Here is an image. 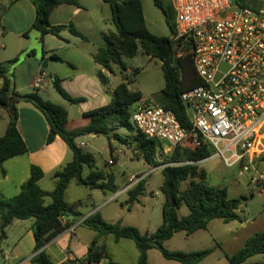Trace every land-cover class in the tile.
Here are the masks:
<instances>
[{"label":"trees","instance_id":"trees-1","mask_svg":"<svg viewBox=\"0 0 264 264\" xmlns=\"http://www.w3.org/2000/svg\"><path fill=\"white\" fill-rule=\"evenodd\" d=\"M14 1L16 0H12ZM103 1L110 6L111 20L116 32L104 35L106 47L100 49L94 56L96 63L102 68L97 73L99 81L103 86L109 85V77L103 70L114 74V67H117L122 72H127L129 69L124 58H134L141 49L146 56L162 63L165 87L156 98L157 102L167 110L174 112L181 124L188 128L189 122L181 102V95L200 85L190 53L177 58V49L170 37H159L150 33L144 17L142 0ZM154 1L160 9L166 12L160 0ZM32 2L36 10V18L32 26L34 30L43 35L52 34L59 37L60 33L68 28L72 34L86 40L73 26L53 27L49 20L56 7L62 4L80 6L79 0H32ZM238 3L242 6L247 5L246 0H238ZM4 12L5 7H0V28ZM174 17L172 9V15L167 16L171 35L175 32ZM52 58L61 61L55 55ZM133 74L137 75L138 71H133ZM0 80L4 81L0 88V111H6L9 114L6 133L0 137V167L5 162L28 153L27 145L17 128L19 102L32 104L45 117L49 126L47 144L61 138L73 153L72 161L54 173L56 186L52 192L41 189L39 182L43 179L44 172L41 168L32 166L30 178L22 185L20 193L13 198L0 199V239H5L6 228L15 220L33 219L32 231L36 256L32 264H57L51 260L44 247L70 229L77 219L83 217L78 211V208L83 206V202L70 204L66 201V192L70 184L76 181L90 190L116 194L120 189L116 184L115 173L112 169H107L117 162L112 149V140L130 148L136 145V150L141 153L139 158H142L149 166L158 165L157 155L162 144L147 138L137 129V136L131 140L118 135L117 131L120 127L134 130L131 123L134 106L143 99L140 91L130 90L131 81L125 75L122 83L113 89L110 104L85 113L84 118L88 120V124L74 130L68 129L69 116L63 106L45 100L38 91L25 95L18 94L7 70L2 66H0ZM54 85L63 98L73 103L80 102V100L69 97L58 81H55ZM11 99H13L12 103ZM89 135H104L109 140L112 164L108 162L105 169L97 168L94 156L84 152L76 143L79 138ZM132 140L134 142H131ZM210 154L211 150L206 145L194 148L186 144L165 158L166 163L194 162L195 164L168 166L162 170L164 182L161 193L165 199L163 224L153 234H143L133 226L108 223L98 212L84 219L83 225L97 233L112 235L116 242L123 239L132 240L140 253L138 264H149L148 251L151 249H157L166 260L180 264H200L212 254V249L190 253L172 252L165 247V243L180 232L191 236L197 231L206 230L213 220H222L226 224L234 221L242 223L243 219L239 211L243 202L247 201V198L230 199L227 189L206 183V172L200 169L198 164L206 160ZM259 161L264 162V155ZM3 174H5L4 171ZM78 178L81 179L78 180ZM187 182L188 186L183 190L182 185ZM144 192L145 181L142 180L134 189L126 191L127 204L132 206L139 202ZM47 199L51 200L48 205L46 204ZM183 203L187 206L189 215L180 218L178 211ZM68 218H71V222H65ZM260 254H264V232L250 238L245 247L228 258V261L230 264H245L250 258ZM104 260L107 261L104 262ZM80 263L120 264L112 259L106 246L99 245L97 240L92 243L87 257L61 264Z\"/></svg>","mask_w":264,"mask_h":264},{"label":"crops","instance_id":"crops-1","mask_svg":"<svg viewBox=\"0 0 264 264\" xmlns=\"http://www.w3.org/2000/svg\"><path fill=\"white\" fill-rule=\"evenodd\" d=\"M79 3L80 6L59 5L51 13L49 20L53 27L73 26L86 40L75 36L68 28L63 30L59 37L52 34L43 35L32 28L36 18V10L32 0H16L14 2L12 0H0V7H5L0 28V66L7 70L8 76L12 79L15 91L18 94L25 95L38 91L39 95L45 100L63 106L68 112L69 130L81 128L88 124V120L84 118L85 113L109 105L113 89L122 83L124 76H122L121 80L114 81L116 67H114V74L103 70L110 80L108 86H103L97 76L98 71L102 68L96 63L94 56L100 49L106 47L104 35L116 32V28L111 20L112 16L109 4L103 0H79ZM173 23L175 25V17ZM167 37H171V32ZM54 55L59 57L61 61L54 60L52 58ZM131 73L132 71L128 70L125 74ZM40 76L43 78V84L39 89H36L34 81ZM55 81H58L61 88L69 97L80 100V102L73 103L63 98L55 88ZM3 83L4 81L0 80V88ZM51 88L53 92L49 91ZM130 90L132 89L130 88ZM142 100L146 99L143 98ZM17 108V128L27 145L28 153L24 156L13 158L0 167V199L13 198L20 193L22 185L30 178L32 166H37L44 172V177L39 182L41 189L52 192L56 186L53 178L54 173L73 159L72 151L61 138H57L53 143L47 144L49 126L45 117L38 109L32 104L25 102H19ZM8 123L9 114L6 111H0V137L5 135ZM85 137L94 139L95 136L89 135ZM78 140L76 141L77 145L83 149L86 144ZM114 142L116 141L112 140L111 143L115 154ZM82 143H84V146H81ZM130 149L132 150L133 147ZM110 154L112 155L111 148ZM133 158L137 160L142 159L136 158L134 155ZM261 165L264 166V162L259 161L258 171L259 173H264ZM3 171L5 174H3ZM253 179L254 176L251 179L252 184H255L259 194L264 196V190L260 189V185H257ZM79 185L84 186L76 181L70 184L66 192V201L70 204L83 202V206L78 208L83 217L77 219L70 229L44 247L45 252L51 260L57 264L84 259L89 254L90 247L97 240L96 235L98 233L86 228L82 223L84 219L98 212L106 222H112V220H109L111 218L105 216L103 213V210L110 205L107 203L112 200L109 196L111 193H105L101 190H90L88 188V194L82 193L73 200L69 199L68 195L74 190L73 188H78L74 186ZM84 187L87 188L86 186ZM118 187L120 190L116 194L124 192L126 186L122 189L120 186ZM127 201L128 198L126 204ZM50 203L51 200L47 199L46 204ZM164 203L165 199L163 205ZM139 204H141V198L139 202L132 206L127 204L129 212L126 216L132 215L134 208L137 205L139 206ZM185 217L180 216V218ZM66 221L71 222V218L65 219ZM22 222L24 221L15 220L6 230H11L16 224H22ZM258 223L257 219H254L251 223L244 222V220L242 223L234 221L226 224L223 222L224 234L226 233L225 237L228 240L220 242L219 238L212 236L211 243L209 242L208 246H206L207 248L200 250L204 251L210 248L213 252L200 264H213L214 261H218L221 264H230L228 258L245 247L246 242L254 235L264 232V224L257 225ZM33 224L34 222L31 223V227L28 225V231L20 238L17 244L19 247L13 250L14 254L13 252L4 253L1 250V255H4V264H27L24 261L34 254L35 239L32 231ZM118 224L136 227L143 234H153L163 222H154L150 217L145 216L144 223L142 224H139V222L137 224ZM258 226H261V228ZM254 228L256 229L255 232ZM201 231H197L191 236H187L183 232L177 233L171 240L165 243V247L172 252H196L198 249L188 250L184 248V242ZM104 236L106 237V235ZM70 237H76L74 247H69L68 251L65 248L57 251L55 246ZM25 238H27V243L24 245ZM5 241H8L7 235L5 239L0 241V247ZM97 241H99V245H102L101 240ZM125 244L126 247H121L124 253L123 256H118L120 260L112 253L110 256L115 262L120 264H138L140 253L136 244L134 243L135 247H132L131 243ZM172 244L175 246H172ZM255 257L258 256L250 258L245 264H264V259L256 261ZM122 258L126 262H121ZM148 262L149 264H180L175 261L166 260L157 249L148 251Z\"/></svg>","mask_w":264,"mask_h":264},{"label":"built area","instance_id":"built-area-1","mask_svg":"<svg viewBox=\"0 0 264 264\" xmlns=\"http://www.w3.org/2000/svg\"><path fill=\"white\" fill-rule=\"evenodd\" d=\"M256 3L261 6H242L238 0H172L175 32L170 39L176 57L190 53L200 85L181 95L188 128L159 104H135L131 120L136 129L162 144L158 165L149 174L194 165L166 163L160 156L169 157L186 144L206 145L211 154L204 161H222L239 175L253 172V181L264 190V173L258 171L264 155V0ZM42 84L37 77L35 88ZM140 181L130 179L131 184ZM35 256L24 262L32 264Z\"/></svg>","mask_w":264,"mask_h":264},{"label":"rangeland","instance_id":"rangeland-1","mask_svg":"<svg viewBox=\"0 0 264 264\" xmlns=\"http://www.w3.org/2000/svg\"><path fill=\"white\" fill-rule=\"evenodd\" d=\"M160 1L162 2L166 12L160 9L155 4L154 0H142L144 17L150 33L159 37H167L170 35V28L167 24V16L172 15V0ZM246 3L250 6H261V4L249 0H246ZM176 54H178V50ZM124 61L132 73L126 75V72H122L120 68L116 67L114 81L121 80L123 75L127 76V78L131 81L129 86L133 91L138 90L143 94L144 99L159 104L156 98L165 87L162 63L157 59H152L146 56L141 49L138 50V53L134 58H124ZM133 71H138V74L134 75ZM49 91H52V88ZM131 123L134 130L126 127H120L117 131L120 137L131 140L137 136V130L132 120ZM78 141H83L86 144V146L83 147V151L94 156L97 168L105 169L106 165L112 158L108 138L104 135H100L95 136L94 139L83 137ZM131 142L134 141L132 140ZM113 147L115 150L114 157L117 158V164L108 167L107 169H112L114 171L116 184L120 186L121 189L126 186L124 190L127 189L126 191H128L132 188L134 189V187L138 184H131V176H134L137 179H142L146 183L145 195L141 197V204L134 208L133 214L127 217L126 215H128L127 213L129 210L128 205L126 204V200L128 198L126 192L122 191L120 194L116 195L110 194L109 196L112 200L107 203L110 205L103 210V213L105 216L111 218L109 220H112L111 223L113 224H137L138 222L139 224H142L144 223L145 216L148 218L150 217L151 220H154V222H163L164 197L161 193V186L163 185L164 178L162 171L149 174L151 167L148 166L143 159L137 160L133 158V155L136 158H139V155H141V153L136 150V145L133 146V149L131 150L130 147L121 145L116 141L113 143ZM160 157L164 162H166V157L164 155ZM198 166L206 172V183L208 185L227 189L230 199L247 198V201L243 202L239 211V214L243 218L244 222L251 223L254 219H257V221H259L257 225L264 224V196L259 194L256 185L252 184L251 179L254 176L253 172L239 175L237 168H227L222 161L219 160L203 161L199 163ZM262 168L264 169V166H262ZM187 186L188 182L182 185V189H186ZM74 187L78 188H73L74 190H72L68 195L69 199L73 200L79 197L82 193L88 194V188L80 185ZM179 214L181 217H185L189 214V210L184 203L179 209ZM33 222L34 220L30 219L22 222V224H16L11 230H5L6 235L8 236V241H5L0 247V264L5 263L3 259L4 255H1V250H3L4 253L13 252L14 254L13 250L16 247H19L17 244L20 238L28 231V225L31 227V223ZM222 223L223 222L220 220H214L209 224L207 230L201 231L192 238L186 240V242H184V248H187L188 250L198 249L196 252L202 251L200 249H206L209 242L211 243L210 240L212 239V236L219 238V240H221L220 242H223L224 240L227 241L228 238L225 237L226 233L224 234V224ZM258 227L261 228V226ZM255 230L256 229L254 228V232ZM96 239L101 240V244L106 246L109 254H114L117 259L119 255L123 256L124 253L121 247H126L125 243H131L132 247H135L132 240L123 239L120 240V243H118L114 241L112 236L105 237L102 236L101 233L96 235ZM75 241L76 237L66 238L55 246L56 250L59 251V249L65 248V250L68 251L69 247H74ZM23 243L24 245L27 243V238L24 239ZM174 244H172V246L178 245ZM24 245L23 247H25ZM22 250L24 249L22 248ZM257 256L258 257L254 258L256 261L264 259V254ZM106 261L107 260H104V262ZM121 262L126 261L122 258ZM213 264L221 263L214 261Z\"/></svg>","mask_w":264,"mask_h":264},{"label":"water","instance_id":"water-1","mask_svg":"<svg viewBox=\"0 0 264 264\" xmlns=\"http://www.w3.org/2000/svg\"><path fill=\"white\" fill-rule=\"evenodd\" d=\"M251 1L260 2L261 0H251ZM44 67H45V65H44ZM12 101H13V99H11V103H12ZM80 179H81V178H78V180H80ZM173 206L176 207V204L173 203ZM101 235L104 236L103 233H101Z\"/></svg>","mask_w":264,"mask_h":264}]
</instances>
